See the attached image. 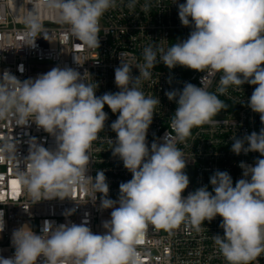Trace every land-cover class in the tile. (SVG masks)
<instances>
[{
    "label": "clouds",
    "instance_id": "9594fccd",
    "mask_svg": "<svg viewBox=\"0 0 264 264\" xmlns=\"http://www.w3.org/2000/svg\"><path fill=\"white\" fill-rule=\"evenodd\" d=\"M137 2L129 0L128 8L134 10ZM27 4L33 10L27 9L23 16V46L33 48L38 37L46 39V33L41 35L43 16L67 25L87 48H99L100 20L118 6L117 0H27ZM178 16L192 29L187 39L167 49L144 47L138 76L120 59L114 72L119 89L115 93L97 96L98 84L71 67L56 66L23 81L8 69L0 74V121L14 120L17 126L34 123L55 141L52 149L34 137L28 141L25 167L17 174L22 190L38 203L64 200L76 187L89 190L90 185L93 203L99 193L100 208L112 209L110 219L103 222V234L93 233L87 220L80 224L45 220L39 234L25 224L11 234L14 255L0 256V264H143L138 246L149 224L170 230L188 222L199 231L217 216L222 217L223 235H213V241L226 264H258L264 255V158L254 165L241 162L243 178L235 186L227 171L217 170L210 176L212 191L205 185L185 197L188 160L177 143L227 110L229 105L218 94L245 83L255 86L247 106L264 124V0H186L178 4ZM160 63L169 70L181 66L220 77L215 92L208 91L206 75L199 87L184 82L182 90L166 91L168 100L177 105L170 120L175 136L169 139L166 133L163 143L154 141L149 148L147 133L160 100L146 96L141 84L152 79V70ZM105 105L118 113L110 125L116 134L112 155L132 174L120 183L117 200L109 198L104 170L95 177L87 175L90 149L108 119ZM232 139L236 155L258 152L264 157V127ZM16 152L14 142L0 146V158L7 153L15 159ZM5 226L0 209V233Z\"/></svg>",
    "mask_w": 264,
    "mask_h": 264
},
{
    "label": "built area",
    "instance_id": "2783aa9c",
    "mask_svg": "<svg viewBox=\"0 0 264 264\" xmlns=\"http://www.w3.org/2000/svg\"><path fill=\"white\" fill-rule=\"evenodd\" d=\"M118 6L107 11L100 20L99 48H87L70 34L67 25L59 23L55 18L43 16L44 32L36 39V47L23 46L25 26L23 16L27 9L33 10L27 0H0V74L10 70L21 81L35 78L51 70L53 67H71L83 75L90 83H97V96L106 92L119 91L115 84L114 72L120 65V59L130 64L133 76L139 75L137 65L142 64L144 47L167 49L177 40L187 39L192 29L181 24L178 16V4L186 0H138L135 9L128 8L129 0H117ZM145 4L149 10L145 11ZM76 61L79 63L77 64ZM23 68L21 72L19 69ZM206 75L209 81L208 91L215 92L219 82V73H202L177 66L169 70L163 63L152 70V79L142 81L141 90L146 96H157L160 105L155 109L152 124L147 133L149 148L156 141L163 143L167 133L169 139L175 136L170 127V120L176 110L175 101H169L166 91L182 90L184 82L201 86V77ZM171 79V83H169ZM253 85L245 83L242 88L230 87L219 99L229 107L221 111L213 120L205 125L192 129L186 141L177 143L188 160L185 169L189 177V186L182 193L195 191L201 186H208L212 191L210 176L215 171H227L233 180L243 178L241 162L254 165L261 157L258 152L236 155L231 151L232 137L243 138L253 131L259 133L264 124L260 115L248 106V99L254 91ZM108 114L105 128L98 134L90 149L88 173L95 177L98 170H104L109 184V198L117 200L119 185L132 178L125 169L123 161L113 157L111 148L116 134L111 130V123L117 119L105 105ZM46 148H55L54 138L34 123L17 126L14 120L0 121V146L5 141L16 144V158L10 159L5 153L0 158V209L4 211L5 229L0 233V256L5 258L14 255L11 245L13 230L28 224L34 232L40 233L43 221H55L57 224L71 220L80 224L84 220L93 233L103 234V222L110 219L112 209L100 208V195L93 203V193L76 187L64 200H43L34 203L32 198L22 190L18 181V172L24 170L23 159L28 155V141L31 138ZM247 146V145H246ZM68 212L72 214L66 216ZM66 214V215H65ZM222 217L205 221L197 231L188 222L166 230L149 224L143 243L138 246L143 264H226L213 241V235H223L220 228ZM39 264V261H38ZM258 264H264V255L258 258Z\"/></svg>",
    "mask_w": 264,
    "mask_h": 264
},
{
    "label": "snow or ice",
    "instance_id": "6c2138e0",
    "mask_svg": "<svg viewBox=\"0 0 264 264\" xmlns=\"http://www.w3.org/2000/svg\"><path fill=\"white\" fill-rule=\"evenodd\" d=\"M12 183H13L14 185H18V182H17V181H12Z\"/></svg>",
    "mask_w": 264,
    "mask_h": 264
}]
</instances>
